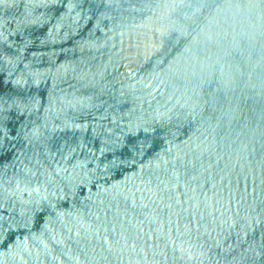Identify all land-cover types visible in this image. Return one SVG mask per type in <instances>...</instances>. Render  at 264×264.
<instances>
[{"label": "water", "instance_id": "1", "mask_svg": "<svg viewBox=\"0 0 264 264\" xmlns=\"http://www.w3.org/2000/svg\"><path fill=\"white\" fill-rule=\"evenodd\" d=\"M0 264H264V0H0Z\"/></svg>", "mask_w": 264, "mask_h": 264}]
</instances>
